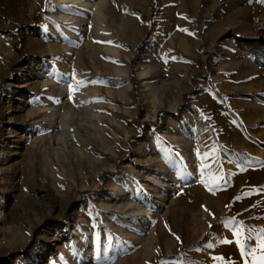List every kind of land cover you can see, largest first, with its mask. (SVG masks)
Segmentation results:
<instances>
[{"label":"rangeland","instance_id":"374dc122","mask_svg":"<svg viewBox=\"0 0 264 264\" xmlns=\"http://www.w3.org/2000/svg\"><path fill=\"white\" fill-rule=\"evenodd\" d=\"M87 1L0 0V264H260L264 0Z\"/></svg>","mask_w":264,"mask_h":264},{"label":"bare ground","instance_id":"6f19581e","mask_svg":"<svg viewBox=\"0 0 264 264\" xmlns=\"http://www.w3.org/2000/svg\"><path fill=\"white\" fill-rule=\"evenodd\" d=\"M62 1H71L75 5H80L82 7V9H79V10H76L74 8H68V9L60 8L58 11V14H60L59 18H61L62 20H65L67 23L72 25V27H73V30H71L72 34L77 33L75 31V29L78 31V29L80 28V23H81L80 21L87 20V16H88L87 13H93V20L96 19L97 22L101 23L100 15L102 13V9L99 5L89 3L87 0H62ZM209 1L210 0H206V2H209ZM197 10H198V8L194 7V11L196 14H197ZM96 16H97V18H96ZM199 16L201 17V14H199ZM198 26H199V23H198ZM198 29H199V27H198ZM199 44H200V42L197 39H194L195 47L198 48ZM257 50H258V48L251 47L246 51V53H249V56H247L245 58L248 62L250 61L249 63L253 66H256V59L255 58H257V56L253 54V52L255 53ZM198 58L199 57H197V59ZM259 59H261V58H259ZM152 93L155 94V90H153ZM177 105H179V101L177 102L176 106ZM166 153H167L168 157L171 156V153H168L167 151H166ZM184 167H185L184 162H182L179 158H177V161H176V164L174 165V168L177 171L178 176L180 175L183 178H185L186 175H189V173H185ZM136 194H137V196H140V198L136 199L133 196L126 197L125 201H126L127 205L137 206L138 211L149 210L150 209V207H149L150 200L153 198L151 191H148V193L146 195L140 194V193H136ZM141 202H145V203L143 204ZM122 207L123 208L126 207V204H124ZM96 246H97V244H94L95 250H96Z\"/></svg>","mask_w":264,"mask_h":264},{"label":"snow or ice","instance_id":"6c2138e0","mask_svg":"<svg viewBox=\"0 0 264 264\" xmlns=\"http://www.w3.org/2000/svg\"><path fill=\"white\" fill-rule=\"evenodd\" d=\"M249 239L251 240L252 237L250 236ZM237 243H240V241L238 240ZM241 248H242V255H245L246 253L243 251V245H241ZM252 251H254V249L251 246H249L248 252H252ZM253 264H256V261L255 260L253 261ZM260 264H264V256H261Z\"/></svg>","mask_w":264,"mask_h":264},{"label":"trees","instance_id":"16d2710c","mask_svg":"<svg viewBox=\"0 0 264 264\" xmlns=\"http://www.w3.org/2000/svg\"><path fill=\"white\" fill-rule=\"evenodd\" d=\"M151 36V33L148 35V38Z\"/></svg>","mask_w":264,"mask_h":264}]
</instances>
